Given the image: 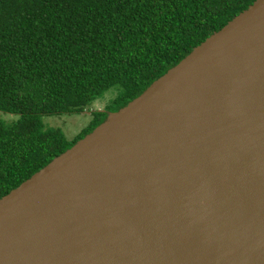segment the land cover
Wrapping results in <instances>:
<instances>
[{
    "label": "water",
    "instance_id": "obj_1",
    "mask_svg": "<svg viewBox=\"0 0 264 264\" xmlns=\"http://www.w3.org/2000/svg\"><path fill=\"white\" fill-rule=\"evenodd\" d=\"M100 110L0 197V264H264V0Z\"/></svg>",
    "mask_w": 264,
    "mask_h": 264
},
{
    "label": "trees",
    "instance_id": "obj_2",
    "mask_svg": "<svg viewBox=\"0 0 264 264\" xmlns=\"http://www.w3.org/2000/svg\"><path fill=\"white\" fill-rule=\"evenodd\" d=\"M254 0H0V197L72 139L43 117L82 113L111 87L114 111Z\"/></svg>",
    "mask_w": 264,
    "mask_h": 264
},
{
    "label": "rangeland",
    "instance_id": "obj_3",
    "mask_svg": "<svg viewBox=\"0 0 264 264\" xmlns=\"http://www.w3.org/2000/svg\"><path fill=\"white\" fill-rule=\"evenodd\" d=\"M118 93L117 87H111L105 91L100 97L92 102L89 108L85 111L88 113H64L59 115H48L43 117V122L46 127H58L60 128L66 138L72 139L77 135L84 127H86L90 121L91 110L103 109ZM0 117L8 120L10 116L7 114H1Z\"/></svg>",
    "mask_w": 264,
    "mask_h": 264
},
{
    "label": "crops",
    "instance_id": "obj_4",
    "mask_svg": "<svg viewBox=\"0 0 264 264\" xmlns=\"http://www.w3.org/2000/svg\"><path fill=\"white\" fill-rule=\"evenodd\" d=\"M90 116V115H89Z\"/></svg>",
    "mask_w": 264,
    "mask_h": 264
}]
</instances>
